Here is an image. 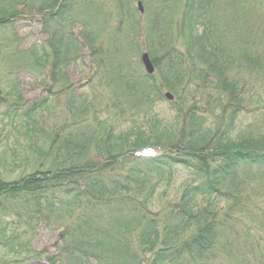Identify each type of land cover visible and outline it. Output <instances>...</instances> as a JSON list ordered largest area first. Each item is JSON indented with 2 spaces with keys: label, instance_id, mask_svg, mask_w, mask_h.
Returning <instances> with one entry per match:
<instances>
[{
  "label": "trees",
  "instance_id": "1",
  "mask_svg": "<svg viewBox=\"0 0 264 264\" xmlns=\"http://www.w3.org/2000/svg\"><path fill=\"white\" fill-rule=\"evenodd\" d=\"M17 1L0 6V97L23 111L0 132V166L32 161L16 180L0 175V209L14 205L21 220L28 202L37 212L45 195L61 194L74 222L47 264H264V0H139L142 13L134 0ZM23 15L40 16L43 43L21 49L5 36ZM139 36L151 75L125 54L142 50ZM85 48L108 95L75 93L68 69ZM20 72L31 75L29 90L65 91V120L40 117L52 106L47 96L25 104ZM162 102L167 115L155 109ZM155 146L159 154L143 150ZM7 152L18 157L9 165ZM176 166L196 178L155 212ZM0 220V264L43 256L14 245L8 230L17 222Z\"/></svg>",
  "mask_w": 264,
  "mask_h": 264
},
{
  "label": "rangeland",
  "instance_id": "2",
  "mask_svg": "<svg viewBox=\"0 0 264 264\" xmlns=\"http://www.w3.org/2000/svg\"><path fill=\"white\" fill-rule=\"evenodd\" d=\"M102 2L101 0H98L96 2ZM107 3H112V0H106ZM139 0H134V4L137 7ZM8 3H18L17 0H7L6 1H1L0 0V6L1 4H8ZM28 6L29 4H24V6ZM143 6V12L145 8V4H142ZM18 8H23V5L19 3L17 5ZM40 16L39 15H23L21 17H18L16 19L11 20L9 23L6 24V28L8 29L7 33H4L5 36L8 39H11L13 37H18L19 39V44L21 49H27L29 48L32 44L34 43H43L44 40L46 39L47 35L42 32V28L40 25ZM96 19H99L97 16H93L92 20L95 21ZM113 21V19H112ZM79 27H76V30H78ZM0 35H2V32L0 31ZM146 38L144 36H139L138 37V43L142 47V50L137 54L134 53L137 51L136 49L128 51L126 49V55L129 54V59L132 61H140L141 59V53L146 51L145 50V45H146ZM106 46V44H105ZM104 46V48H105ZM84 54V56H83ZM82 54V58L79 59L80 64H72L69 69H68V77L71 81L72 86L74 87L75 93L78 94H86L89 97H92L93 95H98V94H104L108 95L110 92L102 87V85L98 82L95 84L94 81L98 79L101 75L96 73V69L98 68L96 65L92 63V58L90 56V52L85 48ZM150 55V54H149ZM127 58V57H126ZM151 58V56H150ZM152 60V59H151ZM153 63V61H152ZM142 65V64H141ZM140 67L142 68V71H144L143 66ZM155 72V71H154ZM100 75V76H99ZM97 76V78H96ZM19 77L21 81H24V85L20 86V94L23 97L24 101L26 102L25 104L31 105L36 99L42 96H47L50 99V103L52 106H48V110H42V114L40 117L47 118L46 122H48V125H51L53 123L54 118H58L60 120H65L66 116L64 109V103L66 102V95L65 91H63L62 88H58V86H53L54 88L52 89L51 93H46L43 91L42 87H39L38 89L35 90H29L27 88L26 83L31 82V75L28 74L27 72H20ZM106 77V76H105ZM31 80V81H30ZM46 84L52 85V82L50 81L47 73L44 76V79ZM103 81V80H102ZM102 81H100L102 83ZM106 81V79L104 80ZM3 84V83H1ZM4 85V84H3ZM3 98L0 97V124H3L0 126V132L5 133L8 130V127L6 126L7 121L9 122L12 121V117L15 115V112L13 111H23L20 106H18L20 109L17 110L15 107L7 106L4 102H2ZM169 104L167 102H162L156 106V110L160 112L161 114L167 115L169 110ZM11 110L9 113L7 111ZM97 118H102L104 116H96ZM20 120L19 117L13 118L14 120ZM86 122L89 121L88 118L85 119ZM71 122V121H69ZM12 123V122H11ZM10 124V123H9ZM63 125H67V122L63 123ZM67 126H70L67 125ZM127 126V123H123L122 125L119 126L117 133H120L125 131ZM42 129H46L45 126L42 127ZM10 130V129H9ZM8 130V131H9ZM65 134V132H63ZM38 137V136H37ZM41 137H45V135H41ZM61 138V137H60ZM20 141H24L23 137L18 138ZM62 141V140H61ZM60 141V142H61ZM90 154L89 156L94 158L93 156H97V159H101L100 154H98L92 146H89ZM161 152V150L157 149L156 153ZM26 155V154H25ZM9 158L6 162V165H9L11 163L12 159L18 158L17 156H12L11 154L5 153V156L3 158ZM29 156L25 157L24 159H18V161H24L25 163L28 162L31 164L30 161L32 159ZM18 163V162H17ZM12 164V163H11ZM29 164L26 166H20V167H13L10 165V167L7 169L5 172L4 169L0 166V175L3 179L7 180V182H10L12 180H16L15 178L20 174L21 171L28 172L29 171ZM29 166V168H28ZM28 174V173H27ZM118 178H121L117 176ZM196 178V175L193 174L190 170L182 167V166H176L174 169L172 181L169 186H166V184L161 185L157 189V194L155 195V199H153V204H152V210L153 211H159L160 209H163V207L171 200L173 199V194L177 193L179 191V188L181 187L182 184L186 182H191L193 179ZM0 203L4 205L5 203V195L0 194ZM61 198V194L57 193H52L50 195V198L48 195L44 196V200L47 202L46 205H41V209H38L37 207V212L34 209V203L33 202H28L29 207L24 210L25 216H20L21 220H18L19 216L18 210L14 209V205L12 206V210L10 208L6 209V211L0 209V217L3 220H14V222H17V225L19 226L16 229L13 230H8V234L10 235H15L16 237L13 239L14 240V245L19 244L20 242L23 244L29 243L30 248L33 249V251L42 254L41 258L37 257H31L28 258L29 260H26L24 264H47L48 260L46 256L48 255H54L57 253V244L60 242H63L65 238V233L67 229H71V225L74 222V219H72L69 215V209L66 213H63L64 211H61V206L63 203H59V200ZM30 200V198H28ZM40 199V196L37 197V200ZM12 203L14 202L13 199H11ZM34 201V200H33ZM43 206H47L51 208L47 213L45 209H43ZM1 208V207H0ZM62 212V213H61ZM80 210L76 209L74 213H79ZM30 219V220H29ZM1 221V220H0ZM21 231H26V234H19ZM34 233V234H33ZM70 235L72 232H69ZM70 239V238H69ZM73 239V238H72ZM18 241V242H17ZM0 252L2 255L5 254L6 250L0 247Z\"/></svg>",
  "mask_w": 264,
  "mask_h": 264
},
{
  "label": "water",
  "instance_id": "3",
  "mask_svg": "<svg viewBox=\"0 0 264 264\" xmlns=\"http://www.w3.org/2000/svg\"><path fill=\"white\" fill-rule=\"evenodd\" d=\"M138 6H139L140 10H142L140 2L138 3ZM141 59H142V63L144 65V68H145L146 72L151 74L154 71V66H153V63H152V61H151V59L149 57V54L147 52L142 53ZM165 96L167 98H169V99L173 98L172 95L169 92H166Z\"/></svg>",
  "mask_w": 264,
  "mask_h": 264
}]
</instances>
